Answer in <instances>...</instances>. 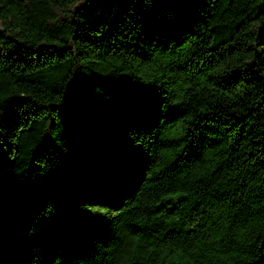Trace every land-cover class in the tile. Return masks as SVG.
<instances>
[{"label": "trees", "instance_id": "trees-1", "mask_svg": "<svg viewBox=\"0 0 264 264\" xmlns=\"http://www.w3.org/2000/svg\"><path fill=\"white\" fill-rule=\"evenodd\" d=\"M0 264H264V0H0Z\"/></svg>", "mask_w": 264, "mask_h": 264}]
</instances>
